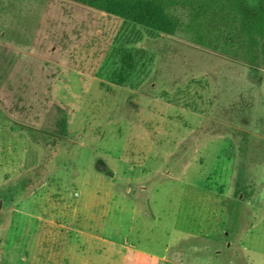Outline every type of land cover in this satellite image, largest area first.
Wrapping results in <instances>:
<instances>
[{
    "label": "rangeland",
    "instance_id": "rangeland-1",
    "mask_svg": "<svg viewBox=\"0 0 264 264\" xmlns=\"http://www.w3.org/2000/svg\"><path fill=\"white\" fill-rule=\"evenodd\" d=\"M0 264H264V65L0 0Z\"/></svg>",
    "mask_w": 264,
    "mask_h": 264
},
{
    "label": "trees",
    "instance_id": "trees-1",
    "mask_svg": "<svg viewBox=\"0 0 264 264\" xmlns=\"http://www.w3.org/2000/svg\"><path fill=\"white\" fill-rule=\"evenodd\" d=\"M72 1L250 66L264 65V0Z\"/></svg>",
    "mask_w": 264,
    "mask_h": 264
},
{
    "label": "crops",
    "instance_id": "crops-1",
    "mask_svg": "<svg viewBox=\"0 0 264 264\" xmlns=\"http://www.w3.org/2000/svg\"><path fill=\"white\" fill-rule=\"evenodd\" d=\"M169 248H170L169 246H166L165 251L166 252L169 251ZM142 253L143 254H146L148 257H151V258H157L158 257L157 255H155L153 253H144V252H142ZM160 260H161V263H162V261H165L166 260V253H164L163 255H161Z\"/></svg>",
    "mask_w": 264,
    "mask_h": 264
},
{
    "label": "water",
    "instance_id": "water-1",
    "mask_svg": "<svg viewBox=\"0 0 264 264\" xmlns=\"http://www.w3.org/2000/svg\"><path fill=\"white\" fill-rule=\"evenodd\" d=\"M98 168H99L100 170H103V171H106V170H107V166H106L105 164H102V163H99V164H98Z\"/></svg>",
    "mask_w": 264,
    "mask_h": 264
}]
</instances>
